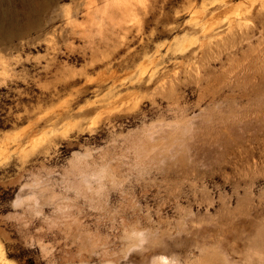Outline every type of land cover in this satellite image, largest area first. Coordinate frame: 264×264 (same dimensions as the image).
<instances>
[{"label":"rangeland","instance_id":"obj_1","mask_svg":"<svg viewBox=\"0 0 264 264\" xmlns=\"http://www.w3.org/2000/svg\"><path fill=\"white\" fill-rule=\"evenodd\" d=\"M48 1L0 39V264H264V0Z\"/></svg>","mask_w":264,"mask_h":264},{"label":"bare ground","instance_id":"obj_2","mask_svg":"<svg viewBox=\"0 0 264 264\" xmlns=\"http://www.w3.org/2000/svg\"><path fill=\"white\" fill-rule=\"evenodd\" d=\"M18 1L21 2L22 7L25 9L23 13L24 15L23 19L20 17V14L18 13V11L14 12L11 9H8V7L7 9L0 10V39L1 40L10 42V40L12 41L14 39L21 37L24 32L37 30L39 27L38 19H39L41 11H45L49 9L51 6L48 0H45L43 2H38V0L37 1L36 0H18ZM5 3H6V0H0V6ZM129 6L142 7V6H145V2L144 0H130ZM106 11H109V9L106 8ZM222 39L223 38H221V40ZM202 50H204V48H202ZM160 85L163 88V85L162 84ZM161 86L158 88L160 89ZM158 261H159V264H172L170 259L165 256L159 257Z\"/></svg>","mask_w":264,"mask_h":264}]
</instances>
